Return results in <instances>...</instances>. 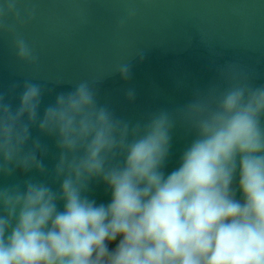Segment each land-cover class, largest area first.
<instances>
[{
  "label": "clouds",
  "instance_id": "clouds-1",
  "mask_svg": "<svg viewBox=\"0 0 264 264\" xmlns=\"http://www.w3.org/2000/svg\"><path fill=\"white\" fill-rule=\"evenodd\" d=\"M33 13L0 0V31L29 65L16 28ZM214 67L186 102L135 122L88 80L50 102L32 79L11 85L14 102L0 91V264H264V83ZM113 71L127 80L130 64ZM177 130L187 140L170 167Z\"/></svg>",
  "mask_w": 264,
  "mask_h": 264
},
{
  "label": "water",
  "instance_id": "water-1",
  "mask_svg": "<svg viewBox=\"0 0 264 264\" xmlns=\"http://www.w3.org/2000/svg\"><path fill=\"white\" fill-rule=\"evenodd\" d=\"M18 6L34 10L16 32L36 62H18L12 35L0 31V91L12 102L11 85L24 79L50 90L44 102L88 80L100 104L135 122L186 102L226 61L250 69L255 84L264 83V0H18ZM122 63L130 64L127 80L113 71ZM129 88L135 91L131 101L125 97ZM186 140L182 131L174 132L170 167ZM91 195L98 202L108 199L99 183Z\"/></svg>",
  "mask_w": 264,
  "mask_h": 264
}]
</instances>
